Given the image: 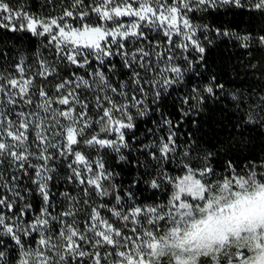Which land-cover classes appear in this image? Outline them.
<instances>
[{
    "label": "snow or ice",
    "instance_id": "6c2138e0",
    "mask_svg": "<svg viewBox=\"0 0 264 264\" xmlns=\"http://www.w3.org/2000/svg\"><path fill=\"white\" fill-rule=\"evenodd\" d=\"M226 9L264 0H0V264H264V158L217 168L181 131L224 94L213 34L264 47L207 22ZM229 95L264 130V89Z\"/></svg>",
    "mask_w": 264,
    "mask_h": 264
},
{
    "label": "trees",
    "instance_id": "16d2710c",
    "mask_svg": "<svg viewBox=\"0 0 264 264\" xmlns=\"http://www.w3.org/2000/svg\"><path fill=\"white\" fill-rule=\"evenodd\" d=\"M10 2L15 3V0ZM27 4L29 10L40 11V0H27ZM207 22L214 27L227 28L238 33L264 34V17L256 12L226 9L212 13ZM8 35L13 36L8 42L10 48H22L30 52L36 47V41L30 36L19 39L23 34ZM212 38L213 44L206 45L207 73L202 79L207 81L208 75L215 74L217 81L225 86L224 94L218 100L206 101L205 111L193 117L198 127L185 122L181 125V131L193 133L201 152L205 149L214 152L219 150V157L215 161L217 168L220 167V159L264 158V130L257 125L242 124L244 114L234 107L229 95L232 91L239 90L248 98L250 89L254 88L258 93L264 89V47L253 44L250 48L244 49L235 40L216 39L214 34ZM167 109L175 113L171 102ZM176 115L178 118V113ZM237 125H240L239 130ZM182 139H187V135ZM225 149L227 156L224 155ZM114 170L120 172L124 180H131L136 174L132 166L115 165ZM172 171L173 174L177 172L175 169ZM138 191L139 199L146 203L156 202L157 195L160 200H165L168 194L167 191L154 194L143 185L138 186Z\"/></svg>",
    "mask_w": 264,
    "mask_h": 264
}]
</instances>
